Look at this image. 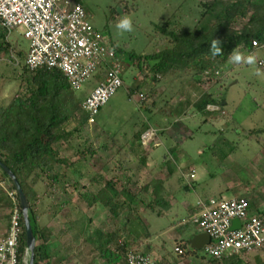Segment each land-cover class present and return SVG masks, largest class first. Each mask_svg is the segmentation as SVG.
Returning a JSON list of instances; mask_svg holds the SVG:
<instances>
[{
    "label": "rangeland",
    "instance_id": "374dc122",
    "mask_svg": "<svg viewBox=\"0 0 264 264\" xmlns=\"http://www.w3.org/2000/svg\"><path fill=\"white\" fill-rule=\"evenodd\" d=\"M78 1L87 10L96 31L105 35L118 50L123 85L96 115V122L86 123L69 142L62 143L60 147L61 158L74 163L73 166H63L62 169L65 173L66 190L71 195L72 202L58 211L56 204L59 203L60 196L59 193L53 192L44 199L45 204L51 205L53 211L45 209L46 205L38 208L41 213L40 223L49 224L54 234L48 245L51 255L49 263L108 264L97 256L95 250L88 247L85 240L95 227L110 231L121 229L122 224L109 209H104L100 205L91 208L80 195L88 190L97 193L110 180H114L118 187H127L134 194L140 193L142 185L147 181L160 178L158 174L149 173V169L145 166L144 154L147 153L156 161L153 166L156 170L160 167L157 161L163 164L168 162L165 168L167 171L170 165L171 171L175 170L172 173L174 176L172 184L176 185L173 195L176 197L177 206L175 212L167 211L166 219H157V214L152 211L145 212L148 210L146 206L137 202L136 212L130 214L132 222L138 216L146 225L147 221H155L161 226L159 229L151 227V237L141 240L137 246L143 249L147 244L154 245L155 248L153 247L150 254L155 258L164 259L165 264L173 261H177L178 264H198L199 259L188 254L179 255L174 250L179 244H183L188 250L193 249L190 247L189 236L199 231V228L191 222L183 224L187 213L184 208L182 210L178 208L182 207L180 201L186 197L194 204L197 195L193 190L187 192L184 189L185 183L182 182L179 170L175 168L182 164L183 158H187L183 162L188 163L185 164L186 169L190 168L189 164L197 163V173H201L202 163H205L206 168L209 169V172L205 171L207 178L212 174L220 177L219 175L227 170L226 174L231 176L234 185L241 190L247 188L251 190L246 196L251 204L263 202L260 209L264 212V64L259 63L264 61V42H260V45L252 51L244 52L245 55L256 54L255 66L233 64L228 60L225 63L220 62L214 72L210 70L205 72L217 75L211 79L202 75L199 76L201 82L197 83L189 74L186 75L187 72H182L183 76L185 75L184 78L181 77L183 81L167 88V82L178 74L173 77L171 75L167 79L159 76L154 79L153 73L148 72L147 66L140 69L133 55L141 56L159 49L161 37L164 35L157 30V27L163 26L169 18L180 19L185 27L191 28L197 18L194 13L196 3L193 0ZM125 16L132 20L131 32H122L116 28L117 23ZM206 24L205 19L201 26ZM241 24L239 22L237 27H241ZM9 32L8 39L12 49L10 52L0 54V104L9 102L16 92L18 83L14 77L18 78V75L20 76L24 71L25 56L30 48V40L24 38L19 29ZM165 40L167 41V38ZM256 69L260 70L261 75H255ZM192 71L189 70L190 73ZM30 74L27 70L25 76ZM141 83H144L141 90L139 89L140 91L138 90L131 97L128 93L129 87ZM98 84L93 74L81 89L74 90L86 96ZM168 90L173 96L169 98L167 108L161 107L159 110L154 108V111H151L142 106L139 93L145 95L144 100L154 103ZM205 90L214 91L217 98L222 99L220 105L224 110L211 114L206 122L191 108L193 101ZM208 109L220 111L221 108L209 105ZM168 111L173 114L166 115ZM143 124L157 126L159 133L155 130L156 134L148 139L142 137L141 146L133 145L130 147L131 152L129 149L123 151V148L129 146L128 141L132 132ZM75 125V122H71L68 129L72 130ZM89 148L96 149L97 153H89L87 150ZM78 150H87V158H80L77 154ZM166 156H169L167 161H165ZM53 165L56 166L57 163L53 162ZM233 165H237L240 171L231 172ZM74 176L79 179V187L75 186ZM217 184L209 185V188ZM7 187L8 183L1 180L0 189ZM44 187L40 185L38 189L42 191ZM203 190L199 188L202 196L207 193L215 194L217 187H214L212 192ZM232 194L227 192L226 196L230 197ZM141 195L148 198L143 192ZM123 200L122 197L120 201ZM54 211H57L55 215ZM1 212L5 215L0 222V234H3L8 226L6 216L9 215L10 208L1 209ZM124 213L126 214L127 211L125 210ZM172 223L176 224V231L180 235L176 244V240L170 235L160 233L162 232L160 229L167 228ZM63 231L65 236L61 238V235H64ZM202 255L208 257L204 249L199 252V256ZM26 262L29 264L28 254ZM238 264H264V248L247 252Z\"/></svg>",
    "mask_w": 264,
    "mask_h": 264
},
{
    "label": "trees",
    "instance_id": "16d2710c",
    "mask_svg": "<svg viewBox=\"0 0 264 264\" xmlns=\"http://www.w3.org/2000/svg\"><path fill=\"white\" fill-rule=\"evenodd\" d=\"M193 1L196 3L194 13L197 18L191 28L185 27L180 19L169 18L163 26L157 27V30L164 35L161 37L159 49L141 56L133 55L140 69L147 66L148 72L153 73L154 79L157 76L167 79L171 75L173 77L178 74L173 79H180L174 81L170 79L167 82V88L181 83L183 81L181 77L185 76H183L184 72H187L186 75L189 74L190 78L197 83L201 82L199 76L202 75L211 79L217 75L206 74L207 71L214 72L220 62H227L235 48L243 53L250 52L259 46L260 42H264V0ZM205 19L207 24L201 26ZM239 22L242 23L241 27H237ZM9 34V30L0 21V54L10 52L12 49L8 39ZM164 38H167V41ZM213 38L222 41V55L213 57L210 54L209 46ZM253 41H256L257 45H254ZM111 46L118 57V50L113 43ZM190 69L193 70L191 73ZM27 70L25 64L24 71L20 73V76L18 75V78L15 77L20 82L18 90L8 103L0 104V161L15 174L29 201L31 224L36 237L35 264H50L51 255L47 243L52 239L53 232L47 224L40 223L41 213L38 208L46 205L44 199L53 192L59 193L60 196V201L56 204L58 211L71 204L72 197L66 190L65 173L62 169L63 166H73L74 163H69L68 159L60 157L59 146L69 142L82 126L89 123L90 114L82 107L86 96L73 89L61 70L41 67L26 77ZM106 73L107 69L100 66L94 75L100 82ZM143 85L144 83L130 86L129 95L133 97ZM170 92L165 91L154 103L144 100L145 98L142 99L140 94L143 93H139V99L145 109L159 110L161 107L167 108L168 100L173 96ZM221 101L222 99L217 98L214 91L205 90L193 101L191 108L206 122L211 114L224 111L220 105ZM209 105H216L221 109L211 111L208 109ZM151 106L153 109L150 108ZM169 114L173 112L168 111L166 115ZM71 122L76 124L72 130L68 129ZM147 126L149 125L141 126L136 133L137 139H140L143 129ZM87 150L89 153H97L93 148ZM87 150H78L77 154L80 158L86 159ZM53 162L57 165L54 166ZM1 180L8 183V187L0 189V208H11L13 201L8 198V191H16V189L0 165ZM40 185L45 186L42 191L38 189ZM160 188L162 189L161 182H156L151 193V202L148 203L141 195L142 192L148 193L147 186L142 187L140 193L134 194L127 187H118L114 180L108 181L97 193L89 190L82 193L81 197L88 205L101 203L122 224L121 229L116 228L110 231L94 229L85 240L88 247L95 250L97 256L108 264H129L127 261L129 251L151 255L153 246L147 244L143 249L137 246L141 240L151 237L150 227L138 216L132 222L130 214L136 212L135 204L139 200L147 207L152 206L155 201L161 210L167 209V201L161 196ZM122 197L124 200L121 202ZM45 209L53 211L51 205H46ZM56 213L57 211H54V215ZM260 214L264 218V212L261 211ZM6 219L9 222L10 214L6 216ZM21 224L23 235L20 250L21 255H24L26 239L23 216ZM179 245L184 248V254L199 259L198 264H238L242 258V256H231L219 261L210 256H199L200 250H188L183 244ZM259 250L261 249L254 251ZM156 259L158 264H165L164 259ZM167 264H178V262H167Z\"/></svg>",
    "mask_w": 264,
    "mask_h": 264
},
{
    "label": "built area",
    "instance_id": "2783aa9c",
    "mask_svg": "<svg viewBox=\"0 0 264 264\" xmlns=\"http://www.w3.org/2000/svg\"><path fill=\"white\" fill-rule=\"evenodd\" d=\"M0 21L9 31L19 29L23 37L30 40L25 59L30 73L41 67L57 68L73 89H81L100 66L107 69L103 80L82 103L90 114L88 122L94 123L100 109L123 85V79L121 64L110 40L96 31L84 5L78 0H0ZM259 63L263 65L264 61ZM140 96L145 98L143 94ZM154 134L150 130L143 139ZM8 198L13 206L6 231L0 234V264H27L28 250L24 255L20 250L23 215L17 192L8 191ZM196 206L197 210L184 219L183 224L191 222L209 235L210 241L204 250L211 258L222 261L264 248V218L260 212L252 210L248 197L210 196L199 198ZM234 219L240 220V226L231 230ZM174 250L179 255L185 253L180 245ZM127 261L129 264H158L155 257L135 251L127 253Z\"/></svg>",
    "mask_w": 264,
    "mask_h": 264
},
{
    "label": "crops",
    "instance_id": "0c3cea01",
    "mask_svg": "<svg viewBox=\"0 0 264 264\" xmlns=\"http://www.w3.org/2000/svg\"><path fill=\"white\" fill-rule=\"evenodd\" d=\"M27 53H28V50H27ZM27 53H26V55H27ZM25 59H26V56H25ZM17 83H18V85H17L16 91L18 90V87L20 85L19 80H17ZM14 94L12 95V97L14 96ZM88 94H86V97L88 96ZM223 104H225V103H223ZM140 129H141V126L137 127L136 130L134 132H132V136H131V138L128 141L129 146L123 148V151H125V150L127 151L129 149L130 152H131V148H130L131 146L137 145V144H139V145L142 144V137H143V135L146 132H149L150 130H153L155 132V130H156V133H159V129H157V126L152 127V126L149 125V126H147L146 128L143 129L140 139H137L136 138V133ZM61 145L59 146V151H60ZM167 149H169V148H167ZM60 154H61V151H60ZM144 155H145V166L149 169V171H150L149 173H153V175H156V174L160 175V178L151 179L149 182L147 181L145 183V185H142V187L147 186L148 193H146V194H147V196L149 198V199L146 198L147 203L149 201L151 202V199H152L151 193L154 190V187H155L156 182L157 183L158 182H161V187H162V189L160 188L161 189V193H162L161 196H163L164 199L167 201V205L168 206H167V210L165 211V210H161L160 206L155 201L152 203V206H149V207H147L146 204L143 203L140 200L138 202H140V205H144V207L146 206V208L148 210H145V212L148 211L150 213L152 211L153 213L157 214V216H158L157 219H162V218L163 219H166L168 217L167 216L168 215V212L167 211H174L175 212L176 206H177L176 205L177 202L175 200L176 197L173 195V193L176 191L175 190V186L176 185L175 184L174 185L172 184V179L174 177V176H172V173L175 172V170L174 171H171L172 167L170 165L169 166V169L167 171L165 168L168 166L167 165L168 162H164V164H163V163H159L158 161H157V164L160 165V167H159L158 170H156L155 167H153L154 164L156 163V161L151 158V155L150 154L148 155L147 153H145ZM60 157H61V155H60ZM168 157L169 156H166V160L165 161H167V159H169ZM185 160H187V158H185V159L183 158L182 159L183 162ZM183 162H182V164H180L179 166H177V168H175V169L176 170H179V173L181 175L182 182L185 183L184 189L187 192L190 191V190H193L196 193V195H197V200H198V198H207V197H210V196H215V197H218V198L224 197V196L227 197L226 196V193L227 192H230V193L232 192L233 193L232 196H235V195L247 196V194L251 191L249 188H247V190H241V189H239V187H237L236 185H234V181L232 180V178H230L231 176L226 174L227 173V170H225L224 174L221 173L219 175L220 177H217L216 174H212L210 178H207L206 175H205L206 174L205 171H208L209 172V169L206 168L207 165L205 163H202L203 166L201 167V169H202L201 173H197V170H196L197 163L196 164H193V163L189 164V167L190 168H188V169L190 171H186V170H188V169H186V165H188V163L186 162L185 163L186 165H185ZM237 170L240 171L239 168L237 167V165H233V167H231V172L234 173ZM191 173H194V175L191 176V177L190 176L188 177V175L191 174ZM229 173L230 172H228V174ZM200 179H202V180H200ZM73 181L75 183V186L79 187V179L77 178V176H74L73 177ZM213 184L214 185L217 184L216 186H214L215 188L217 187L216 193L215 194H213V193H207V194H205L206 196L205 195L202 196V194L199 192V188H203L204 189L203 191L206 190V191L212 192V190L214 189V187L209 188V185L213 186ZM142 187H141V189H142ZM89 191H91V190H89ZM169 196H170V198H169ZM232 196H230V197H232ZM80 197H81V195H80ZM81 199H83V198L81 197ZM181 200L182 201H180V206H182V207H178V208H181V210H182V208L185 209V211L187 213L186 214L187 216L184 219H186V218L190 217V215H192V213L197 210V207H196L197 200H196V202L194 204L190 203V201L186 197H184ZM84 202L88 205V203L85 200H84ZM261 203H263V202L261 201ZM261 203H259V204H251L252 210L260 211L261 212V210H262V209H260ZM99 205L102 208L106 209L101 203H97V204H94L92 206L91 205H88V206L91 207V208H95V207H97ZM1 209L3 210V209H6V208H0V222L2 221V218H4V217H2L4 215V213L1 212ZM147 225L150 227V229L153 226L154 227H157L158 229L161 227V226H158L159 225V222H155V221H147ZM48 226H49V224H48ZM175 227H176V224L172 223L169 227L164 228V229H160V230H162V232H160V233L162 235H170V237H172L174 240H176L175 241V244H176V243L179 242L180 235L177 233ZM49 228H50V226H49ZM96 228L97 227H95L94 229H96ZM200 233H203V232L199 230L196 233L190 234L189 238L191 239L194 234H200ZM62 234H64V235L63 236L61 235V238L65 236V233H62ZM53 238H54V234H53L52 239ZM190 239H189V241H190ZM51 241L52 240H50L47 243V248H48L49 253H50V250H49V246L48 245L50 244ZM145 244H147V243H145ZM153 247H154V245H153Z\"/></svg>",
    "mask_w": 264,
    "mask_h": 264
},
{
    "label": "water",
    "instance_id": "95a60500",
    "mask_svg": "<svg viewBox=\"0 0 264 264\" xmlns=\"http://www.w3.org/2000/svg\"><path fill=\"white\" fill-rule=\"evenodd\" d=\"M1 167L8 174L9 178L14 185L16 192L18 194L19 202L22 209V215L24 219L25 227V239H26V249L29 255V264H35V247H36V237L33 232V227L31 224L30 212H29V201L17 179L15 174L9 169L5 164L0 161ZM240 226V220L234 219L231 225V230ZM210 237L207 233L194 234L190 239V247L193 249L201 250L204 246L209 243Z\"/></svg>",
    "mask_w": 264,
    "mask_h": 264
},
{
    "label": "clouds",
    "instance_id": "9594fccd",
    "mask_svg": "<svg viewBox=\"0 0 264 264\" xmlns=\"http://www.w3.org/2000/svg\"><path fill=\"white\" fill-rule=\"evenodd\" d=\"M116 28L122 32H131L133 30L131 18L125 16L117 23ZM253 43L255 44L256 42L254 41ZM221 44L222 41L220 39L213 38L211 40L209 51L213 57L223 54V49L221 47ZM229 63L255 66L257 64V56L255 53H249L245 55L238 48H235L229 55ZM255 75L257 76L261 75L259 69L255 70Z\"/></svg>",
    "mask_w": 264,
    "mask_h": 264
}]
</instances>
